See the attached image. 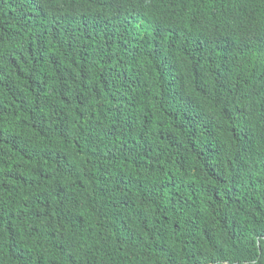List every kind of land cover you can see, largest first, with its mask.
Instances as JSON below:
<instances>
[{
  "label": "trees",
  "instance_id": "16d2710c",
  "mask_svg": "<svg viewBox=\"0 0 264 264\" xmlns=\"http://www.w3.org/2000/svg\"><path fill=\"white\" fill-rule=\"evenodd\" d=\"M0 264H264V0H0Z\"/></svg>",
  "mask_w": 264,
  "mask_h": 264
}]
</instances>
